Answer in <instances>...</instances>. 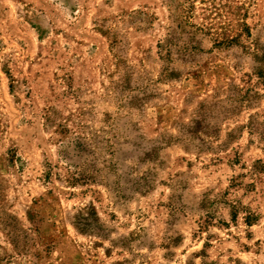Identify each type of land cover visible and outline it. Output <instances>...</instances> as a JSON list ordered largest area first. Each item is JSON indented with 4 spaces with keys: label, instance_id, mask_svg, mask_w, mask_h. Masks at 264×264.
Wrapping results in <instances>:
<instances>
[{
    "label": "rangeland",
    "instance_id": "1",
    "mask_svg": "<svg viewBox=\"0 0 264 264\" xmlns=\"http://www.w3.org/2000/svg\"><path fill=\"white\" fill-rule=\"evenodd\" d=\"M170 26L202 51L166 80ZM255 54L264 0H0V264H264ZM202 105L201 144L180 130Z\"/></svg>",
    "mask_w": 264,
    "mask_h": 264
},
{
    "label": "trees",
    "instance_id": "2",
    "mask_svg": "<svg viewBox=\"0 0 264 264\" xmlns=\"http://www.w3.org/2000/svg\"><path fill=\"white\" fill-rule=\"evenodd\" d=\"M189 8H191V6ZM176 11H179V13L177 12V14L176 13L173 15L171 14L170 18L172 20V23L177 22V27H179V30L182 25L184 26L180 30L181 33L182 32L185 33L184 29L188 25L189 27H194L193 24L189 23V18L191 16L189 15L188 7L186 6H184L183 8L177 7V9H175V12ZM199 29L203 31L202 28H199ZM205 33L207 34V31ZM175 34H176L175 29L172 26H170L166 34V37H165V43L162 45L161 42H159L158 44V48H159L158 52H159L160 58L165 63L163 64L161 76L163 79H166V80L176 79L180 75L179 70L172 67V65L170 64L171 60L173 59L172 55H176L174 59L179 60L182 63H186L188 60L186 59V55L192 56V54L202 51L201 44L199 41L198 42L191 41L192 43L191 42L185 43L179 37L175 36ZM234 39H235L234 37H229L228 35H226L219 42L223 44L232 43ZM254 56L257 61L262 62V60L264 59V54L262 55L255 54ZM117 58L119 59V57ZM119 67L123 70L124 69L127 70L130 68L129 65H127V63L121 59H119ZM254 70H256V74L258 77H264V68H261L260 65L257 67L254 66ZM236 91H237L236 94L227 96V100L231 102L232 108L227 109L226 115L233 113V110L235 109L237 110V108L239 107H247V108L253 107L255 103L259 100V97L261 96L259 91L255 90V88L252 86H249L245 89L238 88ZM151 97H153V95L151 94L150 95L148 94L147 96L142 97L140 99L137 97L136 98L137 101L132 104L134 107L139 108L141 106V103H144ZM208 105L209 106L207 107L210 108L212 107L213 103H209ZM202 107L204 108L206 107V105H202L201 108H199V111H197L195 117L191 119L190 123L184 126L183 130H180L181 136L182 135L188 136L189 140L198 139L201 142V144L205 142L202 137L204 138L216 137L215 130L210 131L214 127V125L212 124V122H214V117L209 116L208 114L207 115H205L204 113L202 114V112H204L202 110ZM245 127L248 128L249 131L257 133L261 138H264V123L258 122V121L255 122V118L253 116L249 117V120L247 124L245 125ZM232 134L233 133L230 132L228 133L227 136L231 137ZM188 139H185V140H188ZM196 147L199 148L200 145Z\"/></svg>",
    "mask_w": 264,
    "mask_h": 264
}]
</instances>
